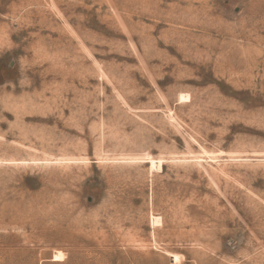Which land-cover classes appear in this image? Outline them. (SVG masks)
Wrapping results in <instances>:
<instances>
[{
	"label": "rangeland",
	"instance_id": "rangeland-1",
	"mask_svg": "<svg viewBox=\"0 0 264 264\" xmlns=\"http://www.w3.org/2000/svg\"><path fill=\"white\" fill-rule=\"evenodd\" d=\"M0 264H264V0H0Z\"/></svg>",
	"mask_w": 264,
	"mask_h": 264
},
{
	"label": "bare ground",
	"instance_id": "bare-ground-1",
	"mask_svg": "<svg viewBox=\"0 0 264 264\" xmlns=\"http://www.w3.org/2000/svg\"><path fill=\"white\" fill-rule=\"evenodd\" d=\"M188 97H189L188 95H182L180 97V101H187ZM150 162H151V165H152L153 168H158V169L162 168L163 159H151ZM153 221H154V223H158L160 221L159 216H154V220Z\"/></svg>",
	"mask_w": 264,
	"mask_h": 264
}]
</instances>
